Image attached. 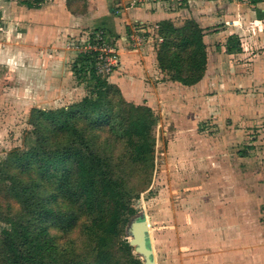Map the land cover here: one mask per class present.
<instances>
[{
  "label": "rangeland",
  "instance_id": "rangeland-1",
  "mask_svg": "<svg viewBox=\"0 0 264 264\" xmlns=\"http://www.w3.org/2000/svg\"><path fill=\"white\" fill-rule=\"evenodd\" d=\"M9 1L24 11L18 12L20 20L9 18L0 27V33L9 34L6 38L0 35V42L12 43L0 61V182L9 176L20 180L26 176L15 162L31 145L35 109H69L98 93L74 68L90 38L96 40L95 32L108 35L124 57L134 52L149 59V51L156 50L159 26L141 23L143 16L135 20L132 15L117 14V10L149 6L146 10L151 11L153 5L165 4L169 13L178 11L173 21L177 26L192 17L184 0H146L135 7L128 6V0H88V8L79 11L85 12L84 18L68 15L65 0H48L34 11L20 0ZM101 1L100 17L106 19H93L99 9L92 11L93 4ZM234 1L250 6L258 15L249 23L236 14L235 21L225 22L231 13L227 16L224 3ZM122 3L126 7L119 5ZM192 10L203 26L210 52L215 59L221 55L223 61L212 62L206 85L186 89L166 82L164 95L151 102L159 117L154 130V163L147 180L144 173L148 170L134 179L137 190L132 205L137 213L133 220L146 218L151 223L149 242L157 264H264V1L200 0ZM37 15L41 17L37 19ZM109 18H116V25L123 27L121 35L104 27ZM258 21H263L262 27L256 25ZM230 25L245 29L239 37L241 51L234 56L222 51ZM121 65L105 75L108 81ZM158 78L162 79L153 81H171L166 73ZM141 80L152 86L150 80ZM135 92L138 95H123L124 99L147 104L144 98L149 95L140 89ZM105 129L89 130L87 137L94 136L101 147L122 153L121 144L107 145ZM144 181L146 188L139 190ZM3 207L10 213L0 209V243L2 232L10 229L8 216L18 218L23 211L22 200L14 191L10 198L0 194ZM224 219L229 222L221 226ZM80 221L85 222L86 217ZM81 222L67 234L51 230L54 246L68 258L79 252L86 239L81 235ZM130 224L122 240L132 237Z\"/></svg>",
  "mask_w": 264,
  "mask_h": 264
},
{
  "label": "trees",
  "instance_id": "trees-1",
  "mask_svg": "<svg viewBox=\"0 0 264 264\" xmlns=\"http://www.w3.org/2000/svg\"><path fill=\"white\" fill-rule=\"evenodd\" d=\"M47 1L20 0V4L40 9ZM66 4L75 14L86 8L87 0H66ZM158 26L159 69L184 86L199 83L208 66L202 26L195 19L183 26L162 20ZM226 50L241 51L237 35L227 38ZM95 61L94 55L80 54L74 68L98 93L69 109H35L31 145L15 162L26 176L21 180L9 176L0 182V194L10 198L14 191L23 210L20 217L7 218L10 229L2 232L0 264H144L121 236L137 213L132 205L137 190L134 179L141 171L148 170L146 180L152 173L159 117L147 104L127 102L117 85L97 73ZM101 128H106L107 145L121 144L122 153L101 147L94 136L87 137L89 130ZM145 181L139 190L147 185ZM80 222L86 239L79 252L68 258L54 246L51 230L67 234Z\"/></svg>",
  "mask_w": 264,
  "mask_h": 264
},
{
  "label": "crops",
  "instance_id": "crops-1",
  "mask_svg": "<svg viewBox=\"0 0 264 264\" xmlns=\"http://www.w3.org/2000/svg\"><path fill=\"white\" fill-rule=\"evenodd\" d=\"M184 1H185V3H187L186 7L190 6V10L192 11V17L190 19L196 20L197 19L196 18L197 13L194 10H192V7L195 4L198 5V3H200V0H184ZM87 2H88V0H87ZM14 5H15L14 1L0 0V27L3 26L6 23L7 19H9V18H11L15 21L21 19L22 15L20 16L21 13H18V12H23L24 11L22 9L23 7H19V8L17 7L16 8ZM102 5H104L103 1L98 2V4H96L97 7L93 4L92 11H94L96 8H99L98 11L94 12L95 14H94L93 19H95V18L97 19L98 17H100L103 14ZM164 5H162V6L160 4L153 5L152 6L153 9L151 11L146 10L149 7V6H147L145 9L133 8L130 10H124V12L119 9L116 11V13L118 12L117 14L132 15V18L134 17L135 20H137L138 18L142 19V16H143V18L145 20H142L141 23L144 22V23L152 24V25H156V24L158 25V23L162 20L174 21V16L178 15V11L175 13H169L168 12L169 10H167V7H165ZM98 6H100V7H98ZM224 6L227 8V10L229 12V13H227V16H228V14L231 13V15L228 16L229 20H226L225 22L235 21L236 18L234 17V15L236 14L240 17V19H243L249 23V22H251V20H253L254 14L258 15L257 14L258 12L252 11L250 6H245L244 4L236 3L235 1L229 2V3L225 2ZM64 7H65L68 15L74 14L67 8L66 0L64 2ZM86 8H88V4H87ZM29 9L32 11L40 10V9H34V8H29ZM29 9H26V10H29ZM179 10H181L182 12L183 11L185 12L186 9H179ZM128 11H130V12H128ZM84 13H75L74 15L78 14L79 18H84L86 16V15L82 16ZM238 16H237V19H238ZM40 17H41V15H37V19H39ZM73 18H75V17L73 16ZM100 18L106 19L104 17V15H103V17H100ZM110 18L108 19V20H110L109 22L108 21L105 22L104 27H106V28L108 27V29L116 31V33H118V34L115 33V35H121L123 32V27L120 25H116V24H118V21L116 18L115 19H110ZM129 20H131V19L129 18ZM196 21L199 22L198 20H196ZM258 22H260V23L256 24V25H261L260 27H262L263 21H258ZM258 22H256V23H258ZM202 28H203V26H202ZM227 29H228V30H226L227 31V34H226L227 37H229L230 35H237L238 37H240L243 34H245V29L240 28V27L236 28L235 26L230 25ZM258 32L259 31H257L256 33H258ZM0 35L2 36V38H6L7 35H9V34H7V32L4 31V32L0 33ZM205 38H206V35L204 36V41L207 44ZM17 39H18V37H17ZM11 44L12 43L11 42L9 43L8 41L7 42L6 41L0 42V61L4 60V58L6 56L5 54L8 52V49L9 50L11 49L10 48L12 46ZM31 45L33 47L32 43H31ZM16 47H18V45H16ZM207 51H208V66H207L205 76L203 77V79L199 83H197L193 86H184L181 83L173 82V81H167V80L166 81L162 80L160 82L158 81L157 83H155L154 78L159 80L162 78H158V75L159 76L163 75V72L159 69V65H158V61H157V53H156L155 49L154 50L151 49V51H149V54L151 55V57H149V59L147 57L143 56V54L139 55V54L134 53V52H131V54H129V53L126 54L125 57L123 56V54L120 53L122 55L121 69L112 75L109 82L117 85L120 88V90L124 96L138 95V93L135 92L136 93L135 94L134 91L140 89V91H141V93H143V95H146V94L149 95L148 97L144 98V100H147L146 101L147 105L153 108V105L151 102L158 100V99H156V97L164 95L165 86H167L166 82L168 84H171L174 87L177 86V87L186 88V89H189V88L192 89V88H196V87L199 88V87H202V85H206L209 82V79L207 77L209 75V69H210V66L212 65V62L213 63L215 62V64H216L217 59H219V60L221 59L222 61H223V59H222L221 55L219 57H217V59H215L216 56L213 55L214 53L210 52V49L208 48V46H207ZM222 51L227 52L226 42H225V45L222 46ZM229 54H231V56H234L233 53H229ZM227 56H230V55L227 54ZM15 63H16V66H15L16 72H17V68L19 65L18 64L19 63L18 58L15 59ZM142 78L150 80L152 82V86H150V84H148V83H145L144 80H141ZM218 221L219 220H217V222ZM220 222H225V223H222V225H221V226H225L227 224V222H229V221L226 222L224 219ZM219 224H221V223H217V226H220ZM228 257L230 260L231 255H228Z\"/></svg>",
  "mask_w": 264,
  "mask_h": 264
},
{
  "label": "built area",
  "instance_id": "built-area-1",
  "mask_svg": "<svg viewBox=\"0 0 264 264\" xmlns=\"http://www.w3.org/2000/svg\"><path fill=\"white\" fill-rule=\"evenodd\" d=\"M125 1V0H124ZM163 1V0H161ZM253 2V0H251ZM147 2L146 0H128V6L135 7L141 3ZM121 7H126V4H119ZM158 29V28H157ZM95 37L93 39L90 38L91 41H88L83 54H89L95 56V69L98 74L100 75H107L110 72L114 71L116 67L121 65V57L119 50L112 46L113 43L110 41L108 35L103 36V32H95ZM93 40V42H92ZM96 41V42H94ZM159 41L161 42L162 39L160 38ZM82 53V52H81Z\"/></svg>",
  "mask_w": 264,
  "mask_h": 264
},
{
  "label": "water",
  "instance_id": "water-1",
  "mask_svg": "<svg viewBox=\"0 0 264 264\" xmlns=\"http://www.w3.org/2000/svg\"><path fill=\"white\" fill-rule=\"evenodd\" d=\"M149 228V222L146 218L133 220L129 228L132 236L129 244L142 257L144 264H157L153 258V250L149 242Z\"/></svg>",
  "mask_w": 264,
  "mask_h": 264
},
{
  "label": "bare ground",
  "instance_id": "bare-ground-1",
  "mask_svg": "<svg viewBox=\"0 0 264 264\" xmlns=\"http://www.w3.org/2000/svg\"><path fill=\"white\" fill-rule=\"evenodd\" d=\"M149 226H151V223L149 222Z\"/></svg>",
  "mask_w": 264,
  "mask_h": 264
}]
</instances>
